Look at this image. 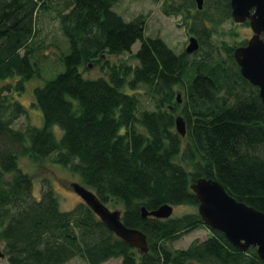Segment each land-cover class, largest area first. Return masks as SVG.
<instances>
[{"label": "trees", "instance_id": "1", "mask_svg": "<svg viewBox=\"0 0 264 264\" xmlns=\"http://www.w3.org/2000/svg\"><path fill=\"white\" fill-rule=\"evenodd\" d=\"M153 1L180 16L197 50L175 51L146 35L145 17L126 20L114 9L119 0H0V264L78 257L87 264H264L255 247H235L198 211L142 216V207L197 206L190 185L199 177L264 211V103L233 57L246 40L215 42L232 22L230 0H204L200 10L195 0ZM54 20L61 39L54 34L46 44L44 29ZM49 51L62 70L39 84ZM90 67L99 74L85 75ZM26 83L34 85L30 105L41 122L15 127L29 110L15 97ZM177 114L185 135L176 131ZM21 155L49 157L76 174L104 204L122 210L126 226L147 235L148 251L117 237L83 200L61 210L49 181L34 195ZM200 227L208 228L206 238L171 246Z\"/></svg>", "mask_w": 264, "mask_h": 264}, {"label": "water", "instance_id": "2", "mask_svg": "<svg viewBox=\"0 0 264 264\" xmlns=\"http://www.w3.org/2000/svg\"><path fill=\"white\" fill-rule=\"evenodd\" d=\"M196 2L197 7L202 8L203 0ZM230 7L232 19L240 23L248 21L253 31L245 45L234 49L233 55L241 74L258 87L264 103V0H230ZM198 46L197 39L190 37L186 51L192 52ZM176 97L180 99V94ZM175 128L185 135V121L181 115L175 118ZM71 186L117 237L141 253L148 251L147 235L138 228L126 226L121 219V209H110L92 190L79 182H72ZM190 187L198 198L197 211L206 226L221 231L232 245L242 251L255 247L258 256L264 260V211L238 201L213 178L199 177ZM141 213L143 217L167 218L172 215L173 206L163 204L152 211L142 207Z\"/></svg>", "mask_w": 264, "mask_h": 264}, {"label": "rangeland", "instance_id": "3", "mask_svg": "<svg viewBox=\"0 0 264 264\" xmlns=\"http://www.w3.org/2000/svg\"><path fill=\"white\" fill-rule=\"evenodd\" d=\"M114 9L120 13L126 20L132 19L134 16L138 14H142L146 20L145 33L148 36H158L161 37L171 48L175 51L183 50L189 43V38L194 37L195 34L191 35L187 32L186 27L182 23V19L180 16L167 15L163 12L161 8V4L159 2H155L153 0H119L114 5ZM195 10V9H194ZM57 23L56 21H52L50 23H46L45 30L48 32V36L46 38V44L51 43V37L56 34L58 39L60 40V33L57 32ZM50 30V33H49ZM43 31V32H44ZM220 33H224V36L216 37V44L220 45L221 41L224 39L229 43H239L241 40L246 39L251 36L252 30L248 25L245 24H235L234 22L227 21L224 23L220 29ZM229 31H235V35L231 36ZM226 32V33H225ZM190 35V36H189ZM223 38V39H222ZM139 41H136L133 44V49H137L139 47ZM120 57L126 58V55H122ZM129 58V57H127ZM45 66L47 68L46 73H41V76L38 77L39 84L43 83L48 78L53 77L58 71L62 70V67L56 63L55 56L53 52L49 51L48 59L45 62ZM98 67H90L88 70H82L85 75H97L99 74V70L96 73ZM57 70V71H56ZM50 73V74H49ZM33 84L26 83L25 91H23L20 95H16L15 97L22 102L27 107V114L22 115L18 119L15 120L14 126L21 127L28 123L30 124H39L41 122V113L38 109L33 108L30 105L32 101L31 93H33ZM258 88V87H257ZM31 93H30V90ZM180 91H182L181 88ZM259 90V89H258ZM151 101L147 98L142 97V105L144 107L151 106ZM23 128V127H21ZM57 128H55L56 130ZM19 164L21 169L28 174H30L33 184V194L36 196H40L41 189L44 188V184L46 181L51 184L52 188L56 192L59 199V208L61 210H67L75 206L77 203L82 201L81 197H79L76 192L73 190L71 184L72 182H79V178L76 174H73L68 168L63 167L54 161H52L49 157L44 159L39 158H31L27 155H21L19 158ZM108 206V205H107ZM110 209H120V208H112L108 206ZM197 211V206L192 205H178L173 206V214L172 216L185 214L189 212ZM209 235V230L206 227H200L195 229L187 234L181 236L178 240H175L171 243V246L174 248H186L190 245L193 240L196 239H204ZM66 264H87L80 257L73 258L69 260ZM101 264H120V259L114 258L107 260Z\"/></svg>", "mask_w": 264, "mask_h": 264}, {"label": "flooded vegetation", "instance_id": "4", "mask_svg": "<svg viewBox=\"0 0 264 264\" xmlns=\"http://www.w3.org/2000/svg\"><path fill=\"white\" fill-rule=\"evenodd\" d=\"M249 27H250V26H249ZM190 35H191V34H190ZM190 35H189V36H190ZM196 38H197V37H196ZM197 39H198V38H197ZM245 40L247 41V38H246V39H243V41H245ZM243 41H242V42H243ZM246 41H245V43H246ZM242 42H241V43H242ZM245 43H244V44H245ZM185 48H186V47H185Z\"/></svg>", "mask_w": 264, "mask_h": 264}]
</instances>
